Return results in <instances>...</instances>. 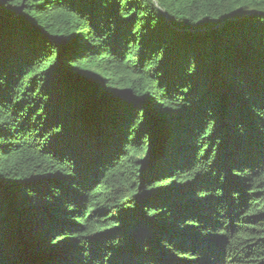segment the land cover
I'll use <instances>...</instances> for the list:
<instances>
[{
    "label": "trees",
    "instance_id": "1",
    "mask_svg": "<svg viewBox=\"0 0 264 264\" xmlns=\"http://www.w3.org/2000/svg\"><path fill=\"white\" fill-rule=\"evenodd\" d=\"M0 264H264V0H0Z\"/></svg>",
    "mask_w": 264,
    "mask_h": 264
}]
</instances>
